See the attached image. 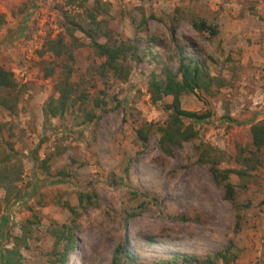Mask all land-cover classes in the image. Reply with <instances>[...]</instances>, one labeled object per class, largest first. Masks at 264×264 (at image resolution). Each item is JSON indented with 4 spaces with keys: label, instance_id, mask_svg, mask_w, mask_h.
Instances as JSON below:
<instances>
[{
    "label": "rangeland",
    "instance_id": "1",
    "mask_svg": "<svg viewBox=\"0 0 264 264\" xmlns=\"http://www.w3.org/2000/svg\"><path fill=\"white\" fill-rule=\"evenodd\" d=\"M95 1L110 41L135 43L140 58L127 60L126 80L100 77V60L74 32L82 45L73 50L70 80L104 102L92 122H82L75 108L44 120L43 104L55 96L60 74L44 41L63 33L62 11L75 16ZM190 21L216 33L196 31ZM176 44L224 85L213 96L201 94L203 101L180 97L181 108L206 117L184 119L197 139L166 154L157 133L141 146L135 130L166 118L171 98L151 102L147 80ZM0 65L21 87L16 110L0 108V165L14 177L0 187V264H48L49 230L69 221L66 204L79 213L66 264H192L173 263V254L208 264L205 258L225 249L228 264H264V148L247 176L229 174L231 200L193 151L206 143L224 153L220 168L237 169L239 154L252 150L249 125L264 119V0H0ZM46 67L53 68L49 76ZM92 192L97 206L82 212L77 197ZM121 246L131 258L118 254L113 263Z\"/></svg>",
    "mask_w": 264,
    "mask_h": 264
},
{
    "label": "trees",
    "instance_id": "2",
    "mask_svg": "<svg viewBox=\"0 0 264 264\" xmlns=\"http://www.w3.org/2000/svg\"><path fill=\"white\" fill-rule=\"evenodd\" d=\"M84 1L67 0V3L78 2L82 6ZM98 4L95 1L90 8L84 7L82 12L76 13L75 16L65 10L62 11L63 33H58L54 38L44 41V50L59 60L60 67L59 77L53 84L55 96H50L42 107L44 120L61 116L67 110L75 108L81 115L82 122H92L95 119L94 109L99 108L104 102L102 98L98 97L90 99L81 88L80 83L70 80L73 50L82 45L74 36V32H79L85 38L86 46L100 60L95 68L100 77L110 76L115 80H126L130 71L127 60L135 61L140 58L135 43L110 41L105 30V21L101 18L98 19V15L102 12V9L98 8ZM190 23L196 31H205L209 35L216 33L204 21H190ZM101 37H105V40L100 41ZM170 62L174 64V69L170 68ZM159 69V73L154 71L149 73L147 89L151 102L160 100L163 96H170L169 103L163 105L166 118L162 125L154 128L149 125L139 126L135 130V135L139 144L145 146L151 132L157 133L159 149L163 153L170 154L171 149H180L184 143L197 139L196 129L191 123H184V119L202 121L206 117L196 111L181 108L180 97L192 93L198 100L203 101L201 94L213 96L224 85V80L219 76L209 74L205 61L196 53L187 51L186 46L181 44H176L174 52L168 57V60L160 62ZM52 70V67H46L44 76H49ZM20 94L21 87L16 83L11 71L0 65V108L13 113L16 110ZM249 136L252 150H246L247 154L245 155L239 154V158H236L235 162L241 164L242 167L237 169L219 167L224 157L221 150L202 142L193 146L196 160L208 166L213 181L223 188L224 197L228 200L233 198L235 192L234 185L229 181V174L233 173L242 178L248 175V171L254 170L260 165L258 153L264 148V119H259L249 125ZM13 180L14 177L6 169V166L1 164L0 187L5 189ZM94 197V192L78 195V207L82 212H85L88 207L97 206ZM65 207L70 213L69 221L49 230L52 243L48 252V256H50L47 260L48 264H66L68 254L76 247L79 213L73 206L66 204ZM226 252V249L217 251L212 257H207L204 260L208 264H214V260L219 258L222 264H228ZM118 254H123L127 259L131 258L123 246L117 247L112 257L113 263L116 262ZM176 259L192 264L204 262L190 255L173 254L169 256V260L173 263Z\"/></svg>",
    "mask_w": 264,
    "mask_h": 264
}]
</instances>
